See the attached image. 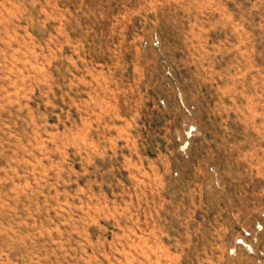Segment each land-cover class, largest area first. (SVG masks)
Here are the masks:
<instances>
[{"label": "rangeland", "instance_id": "obj_1", "mask_svg": "<svg viewBox=\"0 0 264 264\" xmlns=\"http://www.w3.org/2000/svg\"><path fill=\"white\" fill-rule=\"evenodd\" d=\"M0 264H264V0H0Z\"/></svg>", "mask_w": 264, "mask_h": 264}]
</instances>
